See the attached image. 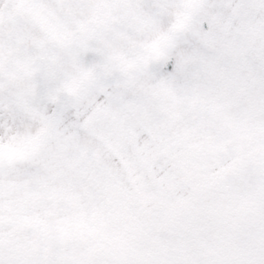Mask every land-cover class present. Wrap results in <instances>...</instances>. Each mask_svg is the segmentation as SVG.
<instances>
[{"label":"snow or ice","instance_id":"6c2138e0","mask_svg":"<svg viewBox=\"0 0 264 264\" xmlns=\"http://www.w3.org/2000/svg\"><path fill=\"white\" fill-rule=\"evenodd\" d=\"M0 264H264V0H0Z\"/></svg>","mask_w":264,"mask_h":264}]
</instances>
